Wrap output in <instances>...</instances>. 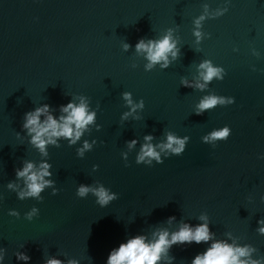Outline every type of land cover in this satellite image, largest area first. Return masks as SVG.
Segmentation results:
<instances>
[{
    "label": "water",
    "instance_id": "water-1",
    "mask_svg": "<svg viewBox=\"0 0 264 264\" xmlns=\"http://www.w3.org/2000/svg\"><path fill=\"white\" fill-rule=\"evenodd\" d=\"M165 35L166 66L147 67L136 44ZM204 61L222 79L206 83ZM207 96L224 103L197 114ZM81 102L93 122L41 153L25 113L47 104L59 121ZM226 126V139H204ZM169 134L187 137L180 155L159 147ZM145 143L161 162H136ZM26 162L48 164L52 183L20 199ZM81 185L115 198L101 206ZM184 224H207L211 239L173 244L157 264H192L217 241L264 264V0H0V264H107L121 243Z\"/></svg>",
    "mask_w": 264,
    "mask_h": 264
},
{
    "label": "clouds",
    "instance_id": "clouds-1",
    "mask_svg": "<svg viewBox=\"0 0 264 264\" xmlns=\"http://www.w3.org/2000/svg\"><path fill=\"white\" fill-rule=\"evenodd\" d=\"M200 19H203L201 17ZM199 26V20L196 21ZM195 35L199 37L200 33L196 32ZM174 43L170 42V36L165 35L158 41L149 40L147 43L143 39L139 40L136 44V50L138 52L143 51L146 53V58L149 61L147 67H151L153 64L160 61H165L167 64V54L174 48ZM127 47V45H125ZM176 54L173 53V56ZM203 71L200 73L202 79L207 83L214 77L222 79L221 69L213 67L209 61H204L199 65ZM199 87H203L200 85ZM124 98L129 105L132 104L130 95L124 93ZM218 103L223 104L224 100L216 96H207L198 105L197 114H201L203 111L214 108ZM49 106L47 104L42 107L36 108L34 112H28L24 115V122L22 128L26 129L28 134L31 135V143L34 144L41 153H44L46 143H55L53 137H65L69 139L70 143H75L82 134V130L86 126L93 122L94 113H90L85 103L81 102L79 105H73L68 103L66 106L61 107V112L66 115H61L59 121L48 113ZM134 110V108H133ZM47 113V118L44 122L40 121V116ZM229 136V128L226 126L222 130L213 131L209 136L205 137L206 141L226 139ZM146 141L151 140L150 136H145ZM185 139H178L173 135L167 136V143L159 145L161 150L169 149L172 153L180 155L183 152L185 146ZM135 144L132 141L129 144L131 147ZM176 147H173V145ZM89 145L87 142L84 144V148L87 149ZM147 158V160H146ZM151 159H155L158 163L160 161L159 153L154 149L150 143H145L141 147L140 155L137 157V163L146 161L150 163ZM49 165L41 163L37 170H34V165L31 162H26L22 169L16 170L17 178H23L26 188L18 193L20 199L25 197H39L41 191L51 185V181L45 180V176H49ZM9 188L13 185L9 184ZM89 191H92L93 195L97 198V203L101 206L106 205L109 201L114 199V195L109 194L103 187L97 189H91L87 186L81 185L77 191V195L84 197ZM55 193V190H54ZM33 212L36 211L34 208ZM10 215L14 213H9ZM28 218H31V213L28 214ZM169 219H172L171 217ZM201 219H204L201 217ZM259 223V222H258ZM261 233H264V228L259 229ZM156 239L150 242H145L143 235L135 236L129 239L126 243H121L119 247L110 252L107 258V264H157L161 259V254L166 253V250L173 244H184L195 242L197 244L201 242H208L211 239L207 224L197 225L195 228L190 227L187 224L182 225L178 231L171 234L169 239V233L167 231L155 234ZM250 251L247 246L234 247L233 245L224 242H213L211 247L207 249L202 255H197L192 264H259V261L250 259ZM248 259H241V258ZM17 259L27 261L29 257L23 253L16 254ZM47 264H61L59 260L50 259ZM69 264H75L73 261H69Z\"/></svg>",
    "mask_w": 264,
    "mask_h": 264
}]
</instances>
